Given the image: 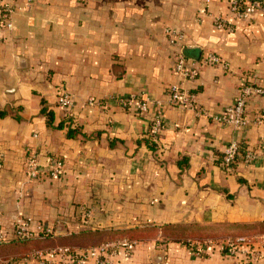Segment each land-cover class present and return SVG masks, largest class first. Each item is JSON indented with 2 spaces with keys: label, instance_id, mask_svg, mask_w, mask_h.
I'll return each instance as SVG.
<instances>
[{
  "label": "crops",
  "instance_id": "1",
  "mask_svg": "<svg viewBox=\"0 0 264 264\" xmlns=\"http://www.w3.org/2000/svg\"><path fill=\"white\" fill-rule=\"evenodd\" d=\"M259 1L261 9L228 33L213 25L214 17L227 14L228 0H16L22 9L0 42V110L7 112L0 118L1 225L11 235L14 221L30 218L32 228L54 227L56 234L28 243L10 237L0 244L3 264H32L26 259L32 250L87 248L121 236L137 245L128 260L113 264H264V247L249 262L217 252L196 256L184 244L264 234ZM166 28L184 34L192 62L216 54L230 64L231 72L199 66L184 85L209 115L232 104L243 79H258L261 93L246 103V126L234 130L168 105V88L179 80ZM63 92L76 98L68 110L56 103ZM129 96L148 101L144 114L118 103ZM42 108L54 114L50 127ZM156 114L164 128L153 139L148 133ZM68 121L76 129L72 137ZM233 141L254 160L240 158L225 171L221 157ZM29 152L43 168L50 157L61 160L60 176L43 173L29 183Z\"/></svg>",
  "mask_w": 264,
  "mask_h": 264
},
{
  "label": "built area",
  "instance_id": "2",
  "mask_svg": "<svg viewBox=\"0 0 264 264\" xmlns=\"http://www.w3.org/2000/svg\"><path fill=\"white\" fill-rule=\"evenodd\" d=\"M21 9L16 5V0H0V42H4L6 34L12 31V18ZM260 9L261 2L259 0H228L227 14L214 17L213 25L218 30L231 33L235 30V22L249 21L254 13ZM164 32L169 45L176 48L173 71L179 80L168 88V105L192 111L197 116H204L223 126L232 127L234 130H240L246 126L249 122L245 116L246 103L253 94L261 93L257 86L258 79L255 76L250 78V80L243 79L244 81L232 104L217 115H209L207 111L197 104L196 95L187 90L184 85L195 77V72L199 66L213 65L221 68L224 72H231L230 64L216 54H206L200 58L199 62H192L185 55L187 45L184 34L171 28H166ZM75 101V96L67 92L61 93L56 99L57 106L65 110L73 107ZM88 103L99 105L92 99H89ZM118 103L122 107L135 105L139 114H144L148 101L129 96L120 98ZM262 122L263 118L261 115L256 116L253 120V123L258 125ZM163 128V120L159 114H156L150 122L149 137L154 139ZM240 158H243L246 163H251L254 160V154L233 141L227 146L221 157V167L225 171H230ZM62 168V161L54 157H50L48 166L43 168L39 163L37 154L33 152L27 153L24 159L25 178L29 183L36 182L43 173L52 178L59 177ZM84 215L89 217V212H85ZM55 234L56 229L54 227L36 225L32 228V220L23 218L14 221L12 234L7 235L3 230L0 218V244L9 242L10 237L12 240L24 241L36 238L50 239ZM184 244L196 256L203 254L212 255L217 252L229 257H243L246 261L252 262L257 261L260 257L261 248L264 247V234L244 235L224 240H187ZM136 245L137 241L135 240L115 238L87 248L54 246L52 248L32 250L26 259L31 260L32 264H113L116 260H128ZM3 263L4 261L0 258V264Z\"/></svg>",
  "mask_w": 264,
  "mask_h": 264
},
{
  "label": "trees",
  "instance_id": "3",
  "mask_svg": "<svg viewBox=\"0 0 264 264\" xmlns=\"http://www.w3.org/2000/svg\"><path fill=\"white\" fill-rule=\"evenodd\" d=\"M41 114L46 118L47 126H49V127L52 126L53 125V122H54V114H53V112L48 111L45 108H42L41 109ZM6 115H7V112L6 111L0 110V118H4ZM64 125L67 128V135L69 137H72L75 134V130L76 129L72 128L71 123H69V121L67 122V124L65 123ZM56 127L58 129L63 128L62 122L59 123ZM117 238H127V239L134 240L132 237H127V236H121V237H117ZM41 239H42V241H48L49 240V238H41ZM33 240H35V239H33ZM33 240H24V241H19V242H26V243H28V242H32Z\"/></svg>",
  "mask_w": 264,
  "mask_h": 264
}]
</instances>
